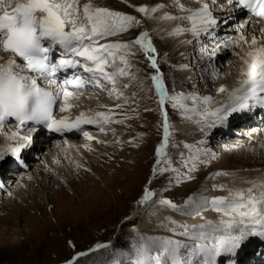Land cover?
<instances>
[{"label":"snow or ice","instance_id":"6c2138e0","mask_svg":"<svg viewBox=\"0 0 264 264\" xmlns=\"http://www.w3.org/2000/svg\"><path fill=\"white\" fill-rule=\"evenodd\" d=\"M225 2L264 19V0ZM173 6L178 7L181 12L190 13L179 19L191 22V27H177L170 35L186 32L197 41L211 38L215 46L209 50L202 45L201 52L213 58L221 47H228L230 44L236 46V41L232 39L219 41L213 36L220 23H228L227 19L218 20L213 14L217 0H212L211 5L202 3L197 11L185 8L179 0H174ZM162 7L163 5L151 8L139 6L135 11L141 14L155 13ZM161 19L172 20L177 17L169 14ZM140 26L141 20L135 15L99 4L97 0H0V130L11 120L21 130L26 124L43 125L61 133L75 129L86 139H92L89 132L82 129V125H93L104 132L109 123H121L119 120H112L113 110L94 114L80 112L74 120L69 116L57 119L54 111L70 112L73 107L78 106L74 101H78L85 91L90 88L103 90L104 83L112 85L108 90L110 97L117 100L123 98L125 104L129 103V98L118 90L117 84L121 77L130 81L137 79V75L131 71L134 67L131 61L137 52H143L150 61L148 66L155 70L150 79L159 97V104L163 106L168 100L174 109L192 111L182 101L190 100L195 104L200 100L204 106L201 115L205 127L215 125V120L207 122L209 117L223 123L231 113L264 107V43L258 48L252 47L264 40V29L260 30V37L253 35L251 50L245 57H241L243 66L238 86L230 91L224 87L219 89L220 93L228 92V103L209 111L206 106L210 104L211 97L187 96L183 92L171 96L166 94L163 73L155 56L151 55L156 52V48L148 39L147 31L127 42L101 43L102 40ZM240 39L245 44L248 43L242 34ZM3 54H7V58ZM128 86L125 84L124 88ZM134 98L135 94L132 99ZM116 107L123 108V105L117 104ZM169 127L168 115L164 112L163 142L156 148L157 160L153 174L172 171L176 173L177 183L194 179L191 173L196 171L197 163H207L205 158L209 156V150L198 147L196 154L189 157L191 166L189 161H183L184 154L180 153L183 167L187 169L186 174L181 173L180 169L172 167V160L166 152ZM17 137L31 143V137L21 136L20 133H12L10 138ZM200 143L204 144L205 141ZM25 146L26 144H19L0 151V159H3L5 152L19 157ZM173 147L177 145L173 144ZM190 147L184 144L185 149ZM245 182L250 186L230 188L224 184H214L211 189L205 187L199 193L188 196L181 204L161 198L159 194L146 188L138 202L140 205L148 204L149 208L158 205L181 216H200L201 219H204L203 212L214 211L219 218L216 221L205 220L203 223L189 225L165 217L157 226L172 233V237L144 235L133 228L131 231L134 235L129 240L128 248L119 253L114 251L111 264H219V258H227L225 264L228 261L235 264L232 258L245 241L250 237L264 240V180ZM214 191H223L226 195L206 194ZM109 247L110 244H97L88 252L78 253L75 259ZM117 256L121 258L116 259ZM69 264L73 262L69 261Z\"/></svg>","mask_w":264,"mask_h":264},{"label":"rangeland","instance_id":"374dc122","mask_svg":"<svg viewBox=\"0 0 264 264\" xmlns=\"http://www.w3.org/2000/svg\"><path fill=\"white\" fill-rule=\"evenodd\" d=\"M119 1L124 3L126 1L131 4L130 14L141 20V26L125 32L122 37L126 38L118 40V42H127L135 39L143 31L148 32V39L156 48V52L151 55L155 56L163 73L168 96L183 92L187 96L199 97L206 88L207 92L211 91L210 86L205 81V83L201 81V72L194 70L196 63L194 57L197 55H190L188 53L190 50H188L187 52H179L177 57H174V54L169 50L170 44L160 36L161 32L157 26L149 24V22L156 21L158 17L151 15V12L141 14L135 11V8L139 6H150L149 8H151L164 5L168 7V4H171L169 0ZM150 2L151 4H149ZM187 2L191 8H198V1L188 0ZM207 2L209 1H205V3ZM97 3H101L100 0H97ZM211 3L209 4L211 5ZM214 7L215 11L218 12V6ZM159 9H163V7ZM216 12L214 15L218 20L227 19L228 23H220L223 25H219L220 28L213 33L215 39L221 41L222 36L229 35V39L240 41L239 37L241 34L244 35L246 30L241 31L235 28V23L229 21L231 19L227 17V12ZM230 12L233 13V10ZM225 27L232 28L233 31H228L226 28L223 32ZM198 42L192 46L197 51L202 45L209 50L215 46L211 38L202 39ZM186 48L189 49V47ZM234 58L236 56L233 55L230 60H235ZM131 62L134 65L131 71L137 75V79L130 81L126 77H121L117 84L118 90L124 92L125 96L129 98V103L125 104L123 98L117 100L115 97H110L108 93L103 94L104 98L101 97L102 100L104 99L110 104V107L106 108L107 113L113 110L116 114V116L112 115V120H119L121 123L113 122L106 125L109 133H106V128L104 132L99 131V129H92L98 145L91 143L95 144L91 151H83L73 159L65 155L72 162L69 159L60 158L63 168H67V171H55V179L52 181L47 179L44 181V177L41 180L37 174L35 175L34 172L42 167L41 159L27 164L25 169L15 170L13 172L15 176L7 178L10 180L9 183L12 182L9 186L11 196L6 197L2 194V198L5 203L10 200L12 203L7 206L11 210L17 207V211H8L4 215L5 210L0 208V264H69V261H72L73 264H111L114 251L119 253L128 248L129 240L134 235L131 231L133 228L144 235L152 233L148 230L144 231V228L141 229L138 226L145 216L142 214L143 210L149 207L148 204L140 205L138 203L146 188L159 194L161 198L181 204L188 196L199 193L204 184L206 187L210 186L209 189L217 181L220 183L216 185L222 184L220 178L225 175H216L217 173L236 174L241 170L239 167L242 164L247 165L249 172H262L258 178L264 177V144L261 145V148L257 144L261 135L258 134V130L254 133L251 131L252 133L248 134L249 137L243 135V137L237 138L239 133H236L232 127L231 131L229 129L230 134H225L219 140V138L213 139L215 133L218 132L212 128H208V134L204 132L201 135L197 133L196 128L178 129L175 125L176 122L183 123L187 119L186 116H183L184 112L188 111L186 109H174L168 100L163 106L159 104V97L150 79L151 75L155 74V70L148 66L150 61L143 52H137ZM197 62L200 65L199 60ZM108 71H112V69H108ZM176 75L183 76L181 84L177 83L178 77ZM125 84L129 86L124 88ZM106 88L107 86H104V90ZM133 94H135L134 99H132ZM208 97L212 98L216 95ZM93 98L97 99L96 97ZM81 100L78 102L79 105L86 107L83 104L88 99L81 98ZM89 100L98 104L97 100ZM182 103L189 109V100H184ZM91 104L89 103L88 106ZM117 104L123 105V108H117ZM88 109L100 110V106L99 108ZM194 111L200 113L201 108ZM164 112H167L170 125L169 144L166 152L172 160V167L178 168L181 173L186 174L187 169L183 167V161H189V157L196 154L198 147L209 150V156L205 158L207 163H197L196 171L191 173L194 179L181 180L177 183L176 173L172 171L153 174L157 160L156 148L163 142ZM182 131L190 133L183 134ZM206 135L207 138L211 139L209 141L212 143V147H209L211 144L208 142L200 143V141L205 140ZM76 139H80V137ZM237 139H242V144H248L246 152L232 153L233 150H237L233 147L234 140ZM173 144L177 147H173ZM184 144L190 145V149H185ZM227 144H229L228 147ZM255 147L262 150L258 151ZM180 153L184 154L183 161ZM8 154L10 155V152ZM58 162L60 161L58 160ZM189 166H191L190 161ZM35 177L39 179L37 182ZM210 177H214V179H209ZM68 180L75 183L71 189L67 184ZM21 181H25V184L17 183ZM39 183L45 186L44 189H41V195L36 197L34 193L40 190ZM47 184L49 187L46 186ZM62 187H64L63 190ZM15 191L20 192L18 193L20 197L16 200L12 197ZM153 208L162 211L167 209L158 205ZM169 210L167 209V211ZM169 212L175 213L171 210ZM170 235L172 237V234ZM173 238L183 239V237ZM97 244H110L111 247L101 248L99 251L90 252L86 257L75 259L78 253L88 252ZM72 256L74 257L71 259ZM120 258L116 257V259Z\"/></svg>","mask_w":264,"mask_h":264},{"label":"bare ground","instance_id":"6f19581e","mask_svg":"<svg viewBox=\"0 0 264 264\" xmlns=\"http://www.w3.org/2000/svg\"><path fill=\"white\" fill-rule=\"evenodd\" d=\"M192 1H195V2L198 1L197 5L198 4L202 5V3H205V1H209L207 3H211L212 2V0H192ZM100 2L101 3H99V4L110 6L111 8H113L115 10H121V11H123L125 13H128V14H130L131 9H132L131 8V4L127 3L126 1L124 3V2H120L119 0H100ZM151 2H152V0H151ZM151 2L149 4H151ZM169 3H171V4H168L169 5L168 7H165L163 5V9H158V11H156L155 13H152V14L150 13L151 15L157 16L158 18H157L156 21H152L151 23L149 22V24H151L153 26L154 25L157 26L158 30L161 32V33L159 32L160 36H162L165 39V41L170 44V49L169 50H171L170 52H172V54H174V57H177L179 52H187L188 50H190V52H188L190 55H192V54H196L197 55L196 57H194V59H196V63L194 65V70H196V71L198 70V72H201V76H202V80L201 81L203 83L206 82V84H208L210 86V89H211V91L207 92V88H206V90L204 92L205 94L204 93H200L199 97L203 98V97H208L210 95L211 96H215L216 95V97H212L210 104L206 106L207 110L210 111V110H213L215 108L221 107L223 104L228 103V92L220 93L219 89L221 87H224V88H226V89H228L230 91L234 87L238 86V80L240 79V71H241V68L243 66V62L241 60V57H245L246 53L251 50L250 46H251V40H252L253 35L255 34L257 37L261 36L260 30L264 29V23L260 24V22L258 20L246 17V20H248V21L245 20V22H247V25L243 26V28H245V30H246L243 36H245L247 38L248 43L245 44L243 42V40H241V39H240V41L236 40V46H233V45L230 44L228 47H221V49L217 52L216 57L213 58L211 55H209L207 53L202 54L201 50L197 51V50H195V48L192 47L193 45H196L199 42L197 40H195V38L193 36H191L190 33H186L185 32V33H181L179 35H170L169 34L170 32H172L177 27H180V28H190L191 27V22L179 19V17L181 15L182 16H186V15H189L190 13L185 12V14H182L183 12H180L178 7L173 6L174 5V0H169ZM179 3L183 4L185 6V8L191 9V6L187 2V0H179ZM217 6H218L217 7V11L218 12L219 11H223V10L226 9V3L224 5L221 2V0H217ZM229 7H232V6L228 5L227 9ZM193 9L194 10H192V9L191 10L192 11H196V9H199V8H193ZM231 10H233V12H236V11L238 12L239 11L238 7H234V8L232 7ZM238 13H240V12H238ZM169 14L177 17V19H172V20L161 19V17H164V16L169 15ZM229 19H231V18H229ZM241 22H242V20H241ZM222 25L223 24H221L220 26H222ZM220 26L217 29H219ZM226 28L227 27L223 28V32L225 31ZM227 29H228V31H233L232 28H227ZM123 34L115 36V37H110L108 40H102V41H104V43L105 42L108 43V42H116V40H117V42H118V40L120 41V40L126 38V37H124V38L122 37ZM228 37H229V35L228 36H222V41L224 39L228 38ZM188 41H192V43H188ZM261 43H264V40L258 41L257 45L252 46V47H257L258 48ZM185 45H187V46H185ZM186 47H189V49H187ZM237 52H238V54H237ZM3 55L5 56V58H7V54H3ZM233 55L236 56V58H234L235 60H230L231 58H233ZM198 60L200 62L199 63L200 65H198V62H197ZM194 70H193V72H196ZM69 72H71V70H69ZM221 73H222V75H221ZM176 76L178 77L177 83L181 84L182 80H183L182 79L183 76H179V75H176ZM110 88L111 87H107V89H110ZM105 90H104V88H103V90H101L100 88H91V90L85 91L84 94L80 96L79 100L78 101H74V103L79 105L78 102L82 101L81 98H86V99H88V101H86L85 104H83L86 107H82L81 105H79L80 107L79 106H76V108L73 107V108L76 109L75 112H77V113L85 112V113H88V114H94L95 112L107 113L108 110H106V108L110 107L109 106L110 104H108L106 102V100H104V99H103L104 101L102 100V98L105 97V96H103V94H105L104 93ZM217 94H219V95H217ZM93 97H96L97 99H95ZM89 99H91L92 101H96L97 100L98 104L90 102ZM199 102H200V100H197V102L195 104H193L192 101H190L189 109H192V111L184 112L183 116H186L187 119L184 120L183 123L182 122H176L175 125H176V127H178V129L183 128L185 130H188V129H191V128L192 129L196 128L198 130L197 133L200 134V135H201V133H204V132L206 134L209 133V132L207 133V131H209V130H208V127H205V121H202L203 119H202L201 112L200 113H196L194 111V110L199 109L200 107H204V106L201 105V102L200 103ZM89 103H92L91 106H88ZM99 106H100V110H98V109L97 110L88 109V108H91V109L92 108H99ZM84 110H87V111H84ZM69 113L70 112H68V113H60V112H55L54 111V115H55V117L57 119H60L63 116H69L71 120H74L76 116L72 117V115L69 114ZM239 117L241 118V121L239 120ZM213 120H215V125L213 127H211V128H212V130H215V131L218 132L217 134L215 133V137H213V139L219 138V140H220V137L225 136V134H227V133L230 134L229 129L231 131V128L234 127V129L236 130V133L237 132L239 133L237 135V138H241V137H243V135L244 136L246 135V136L249 137L250 135H248V134H251L252 132L254 133V132H256V130H258L259 131L258 134H261V135H260V140L257 141V144L259 145L260 148H261V145L264 144V107H254L250 111L249 110H244V111H237L235 113H231L228 116L227 120H225L223 123H221L219 120H216L214 117H209L207 122L211 123ZM85 126L86 127H90V128L91 127H95L93 125H85ZM201 128H203L204 130L201 131ZM249 130H250V132H249ZM16 132L20 133L21 136L26 137V133L24 131H22V130L16 131V130H13V129L12 130L9 129L8 132H6L5 129L0 130V151L5 150V149H7L9 147H12L13 145H15L17 143L26 144V146L23 149H26V148H28L29 146H32V145H33V147L29 148L26 151H24L22 157H24V162L25 163L23 165L16 166L14 168H13L12 165H10V166H7L4 169L2 168L1 172H0V177H2V178L3 177L10 178L13 175L15 176V173H13V172L15 170H17L18 168L25 169V166H27V164H31L33 161H35L37 159L38 160L41 159V162L43 163L42 167L39 166L40 168H38V171L37 172L35 171L34 173H35V175L37 174L38 175L37 177H39V179H41V180L44 177V181H46V179L48 181H52V180L55 179V171H58V172L59 171L64 172L65 170L67 171V168L64 169L63 168L64 166L62 165V162H61L62 152L68 151V153L70 154V157L73 158V157L79 156V154L83 153V151L84 152L85 151H91L92 147L95 146V144H91V142H90L91 139H86L85 140L86 142H85L84 141V139H85L84 136H82V138L76 140V137L78 136V131L75 130V129L71 130V131H67V130L64 131L66 133V139H63L64 142H65L64 145L61 144V145L53 146V145H51L49 143L50 147L47 146V142L44 139L45 136L43 138V136L41 134L38 136L36 141H34L33 137L29 136V137H31V143L30 144H28L24 140H21L19 137H18L19 141L14 143L15 139H11L10 137H11L12 133H16ZM43 132H44V130H43ZM187 132L188 131H186V132L182 131L183 134H187ZM188 133H190V132H188ZM90 136L91 137L93 136V132L90 133ZM35 137H37V136H35ZM50 139L52 140L54 138L52 137ZM209 140H211V139L207 138V135H206L205 140H204L205 143L206 142L210 143ZM241 141H242V139L241 140H239V139L234 140L235 144H234L233 147L237 148V150H235V151L233 150L232 153H238V152L243 153V152H246L248 150V148H246L248 144L247 143L242 144ZM210 144L211 145L209 147H212V143H210ZM228 145L229 144H227L226 146L228 147ZM260 148L255 147V149L258 150V151L262 150ZM8 153L9 152H5V155H9ZM5 155H4L3 158H5ZM16 159H18V157H14L13 159L11 158L10 160L12 162V161H14ZM58 160L60 162H58ZM57 162L61 164L60 168L56 167V163ZM46 164L51 170H49V168L48 169L45 168ZM239 168L241 170H239V172L236 173V174H233V175H230V176H222L220 178L221 181H222V184L227 185V187H230V188H247V187L250 186V184L246 183L245 181H249L250 182V181H253V180H257V181L264 180V177L258 178L259 175L262 172L261 173L252 172V171L249 172L250 170H248V167H247L246 164L240 165ZM11 169H13V170L11 171ZM246 171H248V172L246 173ZM44 173H45V176H43ZM71 178H72V175H71ZM39 179H37L35 177V181L36 182ZM7 180H9V179H7ZM17 183L18 184L21 183V184L24 185L25 181H21V182H17ZM217 183H220V182L217 181L216 184ZM67 184L69 185V188L71 189V187L75 183H72L71 181L68 180ZM38 185H39V189L40 190L38 192L35 191L34 194H35L36 197L41 195V189H44V186H45V185H42L40 183ZM46 186H48V184ZM205 187H206V185L204 184L203 188H205ZM209 187L210 186H208L207 188H209ZM63 188L64 187H62V190H63ZM18 190H19V188H18ZM258 191H259V189H258ZM18 193H20V192L19 191H15L13 193V196H12L13 199L16 200L18 197H20V194L18 195ZM206 194L211 195V196H222V195H226V192L214 191V192H208ZM21 200H23V199H21ZM8 203L7 202L5 203L3 201L2 194H0V208L5 210L3 212L4 215L8 211L15 212V210L17 208V207H15L14 210L13 209L12 210L9 209V207L7 205H10L12 202L9 200ZM169 211H167V209H164V211H162V210H160L158 208L156 209V208H153V207L152 208H149V207L145 208L143 210V212H142V214L145 215V216L139 222L138 226L141 229L144 228V231L148 230V231L152 232L151 234H153V235H154V232H155V235H157V236L171 237L170 234H172V233L168 232L165 229H161V228H159L157 226L161 221H163L165 219V217H171L172 219H175V220H177L179 222H182V223H187L189 225L203 223L205 220L216 221L219 218L218 214L215 213L214 211L203 212L202 215H203L204 219H201L200 216H197L195 218H189V217L181 216V215H179L177 213H172V212H169ZM147 234H149V233H147Z\"/></svg>","mask_w":264,"mask_h":264}]
</instances>
